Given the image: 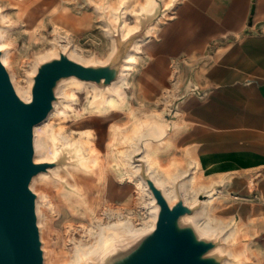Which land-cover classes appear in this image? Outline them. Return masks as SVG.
<instances>
[{
  "label": "rangeland",
  "instance_id": "rangeland-1",
  "mask_svg": "<svg viewBox=\"0 0 264 264\" xmlns=\"http://www.w3.org/2000/svg\"><path fill=\"white\" fill-rule=\"evenodd\" d=\"M135 2L141 3L140 7L136 6ZM174 3L175 0H0V7H4L8 17L16 23L5 24L11 43L8 50L12 53L11 66L8 65L14 70L16 80L21 86H30L32 91L33 82L31 83V80L41 64L59 57L61 53L68 54L69 51L81 57V62L85 65L114 64L119 69L117 78L109 85L94 81L87 82L89 84L83 83L86 80L74 76L59 82L66 85L73 94L63 98L57 96L55 101L58 106L53 107L51 111L53 121L44 126L39 137V149L35 150L38 161L53 162L51 167L59 168L62 175L48 173L45 186L51 197V202L47 205V213L51 218L50 222L54 232V236L45 237V243L58 251L63 249L72 251V244L69 243V237L65 233L69 223L86 224L92 227L87 218L73 214L69 208L70 205H77L78 212L82 213V203L75 202L76 199L73 196L68 197L66 194L69 189L73 190L69 183L70 171L76 166L72 163V153H81L84 150L79 141L87 148L84 140L88 136L87 131H82V128L74 129V123L80 113L85 114L81 123L83 126L86 123L91 127L90 138L105 160L108 157L110 132L112 134L115 132L116 140L111 156H113L115 170L119 176L128 178L132 175L135 181H138L139 177L144 179L147 176L151 177L150 169L139 155H134V161L141 164L138 172H134L133 167L129 165L126 155L134 149V143L141 145L142 123L150 117H164L161 108L149 109L148 104H145L146 100L140 87L145 81L141 73L144 64L142 55L145 52L146 42L155 35L158 25L172 14ZM127 6L135 10L125 14ZM115 16L120 21L126 19L131 27L139 21V26L123 40L122 28H114L113 18ZM146 16H151V19L142 24L141 21ZM53 32L61 33L64 39L71 41L65 51L60 46L65 42L56 38ZM113 40L116 45L115 51H112ZM52 47L57 48L58 56H40ZM130 51L134 59L122 74L125 56ZM9 67L7 69L10 72ZM164 97L165 95L161 94L157 98L158 105H161L160 101L164 100ZM112 98L117 104L114 108L109 104ZM166 98L170 99L167 95ZM162 105L165 104L162 103ZM96 112H103V114ZM72 131L75 139L70 133ZM63 135L68 139L63 140L61 137ZM44 148H48L46 154H43ZM149 159L152 169L159 171L160 174L163 173L164 178L169 179L173 184L178 200L183 199L181 184L191 176L194 169L190 170L184 178L173 181L172 166H164L156 158ZM206 163H202L203 172L198 173L199 182L225 181V189L220 183L213 187L212 194L219 196L210 210V215L217 219L218 224H227L233 219L234 224L238 226L236 237L227 242L223 240L224 236L229 233L226 225L221 233L203 237L206 241L215 242L216 247L228 245L235 252L232 257L226 251L215 252L211 256L215 257L220 264L228 258H231L230 264H264V181L255 185L249 180L248 184H244L246 177L250 174L235 172L218 173L216 177H210L207 181L204 178V175H208V169L204 166ZM134 185L128 181L121 183L111 171L104 206L109 208L111 206L116 212L125 208L126 210H123L124 220L133 224H141L147 214V207L142 204L143 199L137 195L138 191ZM257 191L261 193L260 201H257L260 196ZM206 193V190H203L199 199L204 200L207 197ZM83 197L82 194L80 200L85 203L86 200H83ZM201 205L202 203L198 202L189 214L199 211ZM127 213H132V215L127 216ZM48 224L50 223L44 222L45 226ZM181 224L192 227L198 235L191 221ZM78 231L75 232V237L80 241L83 233H78ZM66 238H68L67 244L64 243ZM143 238L144 236H141L126 248H120L112 256L110 262L115 263L121 260L136 249ZM245 245L247 249L243 251L241 248Z\"/></svg>",
  "mask_w": 264,
  "mask_h": 264
},
{
  "label": "crops",
  "instance_id": "crops-1",
  "mask_svg": "<svg viewBox=\"0 0 264 264\" xmlns=\"http://www.w3.org/2000/svg\"><path fill=\"white\" fill-rule=\"evenodd\" d=\"M155 33L139 86L164 117L142 123L143 153L172 166L173 181L204 162L207 181L222 172L264 181V0H175Z\"/></svg>",
  "mask_w": 264,
  "mask_h": 264
},
{
  "label": "bare ground",
  "instance_id": "bare-ground-1",
  "mask_svg": "<svg viewBox=\"0 0 264 264\" xmlns=\"http://www.w3.org/2000/svg\"><path fill=\"white\" fill-rule=\"evenodd\" d=\"M135 3L136 6L140 7L141 3ZM134 10L135 9L133 7L127 6L125 8L124 13L128 14L129 12H133ZM113 19L115 24L114 28L117 29L118 27H121L123 30V40H125L128 35L139 26V21H136L135 25L131 27L127 23L126 19L120 21L117 16H115ZM150 19L151 16H146L142 19L141 23L144 24L147 20ZM8 22L15 23L8 17L6 9L4 7H0V58L2 63L7 68L10 65V56L12 54L11 51L8 50V47L11 45V43L8 39V29L5 27V24ZM53 33L56 38L60 39L61 42H65L60 44L62 50L65 51L71 41L64 39L61 33ZM115 50L116 45L115 41L113 40L112 51ZM74 51L76 50L74 49ZM57 54V48L52 47L47 53L40 56L50 57ZM67 55L71 59L82 63V58L74 54L72 51H69ZM133 59V53L130 51L125 56V60L122 66V74L131 65L130 62ZM9 69L10 78L17 94L25 102H30L32 100L31 87L21 86L16 80L15 72L12 67H9ZM33 81L34 80H31V83ZM87 82L89 81H83V83ZM55 94L56 96L63 98L65 96L70 97L73 93L70 89L66 87V85L59 83L56 88ZM173 95L174 94L172 92H167L168 98L171 99ZM109 104L110 107L113 108L117 105L116 100L114 98L109 101ZM53 105L54 107H57L58 103L54 101ZM113 110L115 111V109ZM96 113L103 114V112ZM84 116L85 114H79L74 123V129L80 130L82 128V131H87L88 136L84 138L87 148H85L83 143L79 141L84 150L81 151V153H72V163L76 166L72 164L73 166H75V168L70 171L71 176L69 178V183L73 187L74 191L69 189L66 194L68 195V197L73 196L74 199H76L75 202L82 203V213L78 212L79 207L77 205H70L69 208L72 210L73 214L87 218L92 224V227H89L86 224H68L67 231L65 233L69 237V243L72 244L71 252L64 249L62 251H58L54 247L48 246L49 244L47 245L45 243L46 238L48 236L50 237V235L54 236V232L50 222L51 218H49V215L47 213V205L51 202V197L50 195H48V190H46L45 187L46 178L48 176V173H54L57 176L62 175L59 168L49 167L47 171H43L38 175L34 176L30 184V188L37 195L35 202L36 215L37 224L39 226L40 231V239L42 242L44 264H108L111 261L112 256L116 254L120 248H126L128 245L135 242L139 237L153 232V230H155L157 226V221L160 213V205L157 203V200L153 192L150 190L147 181L142 177H139L138 181H135L132 175H129L128 178H123V176H119L115 170L113 156H111L113 155L112 149L116 140L115 132L113 134L110 132L108 157L105 160L102 153L100 154V152L96 150L90 138L91 127L86 123L83 126V123H81V120ZM52 119L53 112H50V114L44 121L35 125L34 147L36 151L39 149V137L41 135V132H43L45 125L53 121ZM70 133L72 134V138L75 139L74 132L72 131ZM61 137L63 138V140L68 139V137L64 135ZM47 152L48 148H44L43 154H46ZM136 154L139 155L140 159H143L145 161L148 168L150 169L151 178L155 181L157 186L163 189V192L169 204L173 206L178 200V196L176 194L175 187L173 186V184L169 181V179L162 177L159 171L152 169L150 159L147 155L143 153L142 145H140L139 143H134V149L129 151L126 155L128 163L131 167H133L134 172H138L140 170L141 165L140 163H136L134 161V155ZM34 160L35 162H39L37 156L34 157ZM110 170L116 177L119 178V181L121 183L128 181L129 183L135 184L134 186H136V190L138 191L137 195H139L143 199L142 204L147 207V214L144 216V220L141 224H133L124 220L123 210H126L125 208H121L116 212L111 206L110 208L108 206H104V197L106 194L107 182L110 180L111 176ZM184 174L185 171H182L180 173L181 176H183ZM217 182L225 184V181L220 182L215 180L211 181L210 183L199 182V175L197 171H193L191 176L186 181L182 182L181 190L184 203L190 207H193L198 202H201L202 205L199 211H196L193 214L182 216L180 219V223L191 221L197 229L199 238L217 235L223 231L226 225L228 226L229 233L224 236L223 240L227 242L230 239L236 237V234H238V226L234 224L233 219L229 220V223L227 224H218L216 223L217 219L213 218L210 215V210L219 196H215L212 194L214 184ZM203 190H206L207 193L205 196L207 197L204 200H200L199 195ZM82 194L84 195L83 200H86L85 203H83L84 201L81 202L80 200V196ZM129 210H127V212ZM128 213L127 216L132 215V213ZM44 222L50 224L45 226ZM76 231H78V233H83V238L80 241L77 240L75 237ZM64 243H68V238L64 239ZM240 246H242V244ZM241 249H243L244 251L247 249V246L245 245ZM220 251H226L230 257L235 255V252L231 248H229L228 245H225L224 247L219 246L212 248L206 253V256ZM230 262L231 258H228L225 259L223 264H230Z\"/></svg>",
  "mask_w": 264,
  "mask_h": 264
},
{
  "label": "water",
  "instance_id": "water-1",
  "mask_svg": "<svg viewBox=\"0 0 264 264\" xmlns=\"http://www.w3.org/2000/svg\"><path fill=\"white\" fill-rule=\"evenodd\" d=\"M118 73L114 64L85 65L61 53L38 68L32 100L25 102L0 58V264H44L37 195L30 184L53 162H35L34 127L52 111L59 82L74 76L109 85ZM145 180L160 205L156 229L121 260L108 264H220L215 257L206 256L216 247L215 242L199 238L192 227L180 223L193 208L182 198L171 206L163 189L151 177Z\"/></svg>",
  "mask_w": 264,
  "mask_h": 264
}]
</instances>
